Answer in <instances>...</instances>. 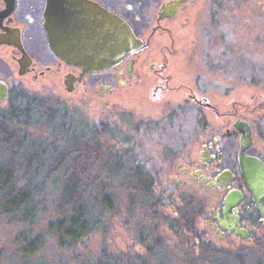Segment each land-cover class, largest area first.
I'll return each instance as SVG.
<instances>
[{"label": "flooded vegetation", "instance_id": "af4514ba", "mask_svg": "<svg viewBox=\"0 0 264 264\" xmlns=\"http://www.w3.org/2000/svg\"><path fill=\"white\" fill-rule=\"evenodd\" d=\"M49 1L0 0V81L8 86L0 106H19L14 97L26 103L32 91L50 87L105 106L132 102L172 114L190 109L191 133L165 153L168 165L159 171L165 179L159 184L152 175L162 212L148 216L147 231L138 229L146 244L138 239L143 251L131 256L150 264L146 255L165 250L175 236L188 256L161 252L165 261L155 264H264V54L250 55L260 69L222 72L217 83L178 59L198 34L200 61L224 0H86L122 18L142 42L116 65L87 73L52 48Z\"/></svg>", "mask_w": 264, "mask_h": 264}, {"label": "rangeland", "instance_id": "374dc122", "mask_svg": "<svg viewBox=\"0 0 264 264\" xmlns=\"http://www.w3.org/2000/svg\"><path fill=\"white\" fill-rule=\"evenodd\" d=\"M263 2L224 0L223 8L211 18L210 40L202 46L200 61L196 55L200 37L195 34L181 49L179 62L188 69L192 66L193 70L194 67L205 70L213 83L220 81L222 72L237 76L241 72L246 74L260 69L262 63L255 62L250 55L264 54ZM256 34L260 35L253 44L252 38ZM31 93L36 101L27 112L28 119L22 116L17 120L27 136L14 151L0 146V164L15 155L16 187L30 185L38 189L37 205L32 222L23 221L19 214L0 215V264H136L137 258L134 261L135 256L131 255L143 251L138 241L139 225L147 231L148 216L156 209L150 208V204L155 203V193L144 195L134 189L137 173H149L155 180L159 179V184L165 179L159 175L162 166L168 165L165 153L179 146L191 133V110L182 107L172 114L171 110L166 113L161 107L152 109L151 105L147 109L132 102L105 106L94 99L65 98L50 87ZM12 101L24 104L15 97ZM50 107L54 110L52 114ZM8 108L0 106V122L9 118ZM82 131L102 145L106 165L100 167L90 161L91 176L99 172L105 174L104 177L111 175L108 192L113 205L103 209L98 226L89 235L73 247L65 248L49 229V222L56 216L55 200L61 186V174L66 168L51 170L52 157L70 145L66 139L68 133ZM26 163H30L28 167ZM95 210L98 212L102 208L97 206ZM167 239L163 246L165 250L157 248L156 254L151 256L143 253L150 264L165 261L161 259V252L172 251L180 260L188 256L177 248L180 244L175 236ZM30 242H34L35 248L24 253L23 248ZM104 253L109 256L104 257Z\"/></svg>", "mask_w": 264, "mask_h": 264}, {"label": "trees", "instance_id": "16d2710c", "mask_svg": "<svg viewBox=\"0 0 264 264\" xmlns=\"http://www.w3.org/2000/svg\"><path fill=\"white\" fill-rule=\"evenodd\" d=\"M26 98L27 102L23 105L9 107L7 109L10 113L9 118L2 119L0 122V146L4 145L11 151H14L17 145L20 146L23 137L27 136L17 120L22 116L28 119L27 112L36 98L35 96ZM49 111L52 114L53 107H50ZM85 135L84 131L77 134L68 133L66 139L70 145L52 157L51 170L64 166L66 168L61 174V186L55 200L56 216L49 222V229L59 244L65 248L73 247L89 235L98 226L103 209L113 205L112 197L108 192L111 175L108 174L104 177L105 174L102 175L99 172L91 176L90 161L100 167L106 165L103 162L102 145L97 139ZM37 157L40 158V153H37ZM14 159L15 155H11L8 162L0 164V215L15 216L19 214L23 221L32 222L37 205L35 196L38 189L30 187V185L22 188L16 187ZM29 164L26 163L27 167ZM108 166L110 167L109 164ZM110 169L112 168L110 167ZM137 176L136 186L134 185L136 191H141L144 195L155 193L152 175L139 172ZM97 206H101L102 210L97 212L95 210ZM153 207H156L153 213L162 212L155 203L150 204V208ZM140 229L143 230V228ZM138 238L143 244H146L145 235H138ZM33 243L26 244L23 248L24 253L33 251L35 248ZM106 255L103 254L104 257L109 256Z\"/></svg>", "mask_w": 264, "mask_h": 264}, {"label": "water", "instance_id": "95a60500", "mask_svg": "<svg viewBox=\"0 0 264 264\" xmlns=\"http://www.w3.org/2000/svg\"><path fill=\"white\" fill-rule=\"evenodd\" d=\"M50 0L45 24L57 54L81 67L83 73L102 71L142 47L131 27L118 15L86 0ZM8 86L0 81V103Z\"/></svg>", "mask_w": 264, "mask_h": 264}]
</instances>
